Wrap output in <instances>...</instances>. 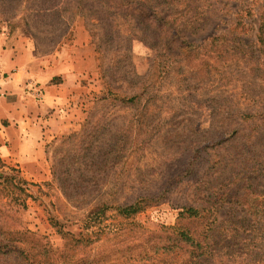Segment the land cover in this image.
Returning a JSON list of instances; mask_svg holds the SVG:
<instances>
[{
	"label": "rangeland",
	"instance_id": "rangeland-1",
	"mask_svg": "<svg viewBox=\"0 0 264 264\" xmlns=\"http://www.w3.org/2000/svg\"><path fill=\"white\" fill-rule=\"evenodd\" d=\"M140 1L194 48L156 57L147 31L139 41L118 15L108 27L74 0H0V39L28 38L41 68L94 62L79 118L64 110L47 125V179L0 159V176L27 182L30 195L3 199L14 217L4 220L31 233L20 262L0 254V264H264V0ZM23 89L42 96L32 80ZM227 191L234 203L181 214ZM100 200L138 210L97 216Z\"/></svg>",
	"mask_w": 264,
	"mask_h": 264
},
{
	"label": "crops",
	"instance_id": "crops-1",
	"mask_svg": "<svg viewBox=\"0 0 264 264\" xmlns=\"http://www.w3.org/2000/svg\"><path fill=\"white\" fill-rule=\"evenodd\" d=\"M21 36L8 33L0 39V70L10 77L0 90V159L19 165L26 180L44 181L48 177L45 144L53 132L47 125L65 119L64 110L79 118L77 109L90 87V82L83 83L84 75L94 62L92 56L85 55L75 64L65 60L41 68L28 38ZM58 76L60 83L48 84ZM28 80L42 88L41 98L24 93Z\"/></svg>",
	"mask_w": 264,
	"mask_h": 264
},
{
	"label": "trees",
	"instance_id": "trees-1",
	"mask_svg": "<svg viewBox=\"0 0 264 264\" xmlns=\"http://www.w3.org/2000/svg\"><path fill=\"white\" fill-rule=\"evenodd\" d=\"M73 6L80 7L82 10L87 12L96 13L98 22H102V18L98 14H105L106 21L108 19L110 20V22L107 23L108 27L113 25L115 16H120L121 19L128 23L132 36L139 39V41L144 39L138 37L136 32L137 29L141 30L143 28V30L147 31L149 34L148 38L150 41H148L149 43L147 45L155 53L156 57H163L164 54L168 55L171 53L170 51H177L176 53L172 52V54L177 57L184 48H194L192 43L183 41L178 34V31L174 28V24H169L170 22L165 18L160 17V14L156 12L151 5H148L140 0H74ZM164 62L165 61H161L159 64L163 63L165 67L166 64ZM113 94L114 93L109 90L107 95L101 99L106 100L107 98L114 96ZM124 98L125 95L123 99ZM23 184H27V182L13 177L0 176V254H14L17 256L14 262L18 263L20 262L19 257L24 251L21 237L29 232L26 229L15 230L11 228V226H8V223L4 220V218L9 216L12 218L14 217L13 215H9V209L4 207L2 201L3 199L10 197L12 194L29 197L30 195H28L26 190L22 187ZM215 193L217 194V192ZM234 198H236L235 194L231 191L221 193L220 197H216L214 195L207 196L206 199L203 198L201 201L196 200L195 202L182 207L183 212L181 214L185 213L189 218H198L200 212L213 210V205L215 206V204L218 203V200L226 203H234ZM113 202L114 201L100 200L95 205V213L97 216L103 211V209H109L111 207L115 208L125 216L134 214L138 210L136 204L116 206L113 205L115 204ZM11 211L12 213L16 212V210L13 209ZM16 221L17 220H15V222ZM178 236L183 243L191 245L194 244L193 238L187 232L181 231ZM206 247L209 248L207 243ZM25 264H30V262L26 261ZM36 264H40V261H37Z\"/></svg>",
	"mask_w": 264,
	"mask_h": 264
},
{
	"label": "built area",
	"instance_id": "built-area-1",
	"mask_svg": "<svg viewBox=\"0 0 264 264\" xmlns=\"http://www.w3.org/2000/svg\"><path fill=\"white\" fill-rule=\"evenodd\" d=\"M5 79H9V77L8 76H4L3 74H1L0 73V87H1V85H2V82L5 80ZM1 90V89H0Z\"/></svg>",
	"mask_w": 264,
	"mask_h": 264
}]
</instances>
